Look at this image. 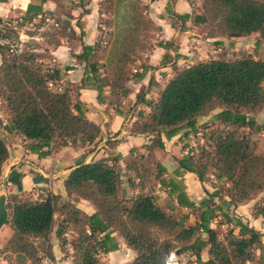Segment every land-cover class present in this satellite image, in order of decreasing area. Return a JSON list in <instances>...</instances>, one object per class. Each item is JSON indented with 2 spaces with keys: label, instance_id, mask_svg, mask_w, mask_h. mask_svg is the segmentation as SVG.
I'll use <instances>...</instances> for the list:
<instances>
[{
  "label": "trees",
  "instance_id": "obj_1",
  "mask_svg": "<svg viewBox=\"0 0 264 264\" xmlns=\"http://www.w3.org/2000/svg\"><path fill=\"white\" fill-rule=\"evenodd\" d=\"M46 1L57 5V0L28 3L20 22L42 20V5ZM174 1L169 0L165 6L171 24H177L180 31L188 21L196 28L205 27L204 37L214 39L211 44L215 48L221 45V39L251 35L264 43V0H197L198 10L182 15L168 11ZM187 1L191 6V0ZM105 2L114 15L119 1ZM76 7L86 12L83 0ZM70 20L67 17L59 31L65 40L76 37ZM15 28L3 26V38L8 39L6 33L14 36ZM153 29L158 30L148 19L135 13L130 25L122 30L126 37L132 38L121 40L107 51L106 62L112 66L107 84L108 104L119 106L128 93L127 81L133 76L141 78L149 68L141 64L140 75L126 71L133 58L130 56L133 45L143 50L139 37L146 38V32ZM157 46L166 49L169 42ZM97 49V43L81 44L80 52L73 55L85 68L90 67L92 76L81 79L79 87L93 80L96 74L91 60L96 58ZM58 80L55 69H42L36 53L22 49L10 51L8 45L0 43V96L8 114L3 130L27 141L24 146L38 158L65 146H94L101 139L99 126L84 117V108L77 100H70L67 90L47 86ZM95 91L96 102L100 104L103 102L100 86ZM136 104L144 105L148 111L135 113L129 134L151 137L149 144L141 147L143 152L130 149L122 161L123 168L117 158L111 162L98 158L77 163L61 183L62 194L41 190V195L34 199L8 195L2 216L11 234L2 245V252L14 255L16 264L28 261L38 264L39 253L52 263L49 236L56 216L53 233L58 239L68 228L80 227L71 243L73 264H98L97 252L107 254L117 250L112 234L133 252L134 257L127 264H164L165 255L171 250H177L179 255L189 254L194 259L192 264H264V152H255L249 136V132L264 133V123L256 124L249 116L264 105V59L242 53L233 59L215 57L186 67L173 66L155 99H145L140 91L135 95L133 105ZM214 110L216 113L209 119L214 127L201 134L202 143L173 159L177 169L193 174L198 183H210L212 191H205L206 197L195 203L187 199L172 179H165L164 167L153 160V151L162 148V139L169 141L181 132L177 140L200 134L197 118ZM7 158V145L0 138V169ZM149 179L167 190V196L178 209L189 213L177 217L159 207L152 189L146 190ZM123 182L136 193L124 197ZM215 198L220 203L216 204ZM79 200L86 201L93 213L86 215L79 210L76 207ZM251 200H254L251 216L261 218L262 233L230 213L231 207ZM188 214L193 222L185 224ZM216 218L222 221L213 229L210 223ZM223 225L228 229L218 238L217 230ZM3 260L9 262L10 257L5 255Z\"/></svg>",
  "mask_w": 264,
  "mask_h": 264
},
{
  "label": "crops",
  "instance_id": "obj_2",
  "mask_svg": "<svg viewBox=\"0 0 264 264\" xmlns=\"http://www.w3.org/2000/svg\"><path fill=\"white\" fill-rule=\"evenodd\" d=\"M28 3L30 2L27 1L21 7H18L22 13ZM167 3H169V0H163V2L160 0L153 4V9L152 12L149 13V18L157 26V31L160 33V37L158 38V41H156L157 45L158 43L164 44L165 42H169V47L163 49L160 46L155 45L147 52L143 63L149 68L143 72L141 78L133 76L127 81L125 88L128 90V93L125 98L120 100L119 106L108 104V86L101 87L93 80H89L84 83V86L79 87L81 79L86 76L92 77L90 75V67L85 68L83 62L76 60L75 57L72 56L80 52V46L79 52L74 51L72 52V55L68 53L69 48L67 47L66 42L57 45L51 50V60L55 64L56 73L59 75L58 83L67 82L71 86L78 85L79 88H77L76 91L77 97L74 101L77 100L84 108V117L88 121L99 126L101 139L94 146H84L82 148L65 146L55 152H51L45 157L38 158L36 154L29 152L24 146L27 141L16 136L19 143L7 147L8 158L0 169V248L11 234L8 225L3 223L6 219L2 216L3 204L8 195L23 197L30 195L32 199H34L41 193V190H47L52 194H62L61 183L66 174L77 163H87L98 158H107L111 162L117 158L118 164L123 168L122 161L126 158L130 149L134 148L143 152L141 147L149 144L151 137L129 134L130 125L135 120V113L141 111L146 114L148 111V109L142 104L133 105L135 95L142 91L145 99H155L158 90L163 86L171 74V65L175 67L188 66V64L182 66H180V64L187 61L185 57L190 56V51L193 50L192 48L198 49L199 47H203L207 52L209 48H214L211 44L214 39L206 38L200 41L198 35L193 32L196 27L192 26L190 21L185 24V29L182 31H180L177 24H171V20L165 12V6ZM0 4L5 6V3ZM7 10L9 11V9ZM168 11L176 15L190 14L191 6L187 0H175L170 4ZM96 15L97 10L91 8L89 14L86 15L84 19L86 21L90 19L92 20ZM93 35L94 30L90 28L89 25H86L85 29H82L80 37L81 44L90 45L92 43ZM211 52L214 54L216 51L213 50ZM165 61L167 62L165 63ZM131 72L140 75V66L133 68ZM98 86H100L101 89H106V91L103 92V102L100 104L96 102L97 93L95 89ZM105 95L106 97H104ZM178 136L179 135L174 136L169 141L162 139V148H165L166 150L176 148L174 143H176ZM153 155L156 159V149L153 151ZM168 155L169 157L174 156L172 153H169ZM173 158L179 157L174 156ZM159 163L163 166L161 162ZM172 164L174 169H177L174 161ZM177 170L178 173L175 177L177 179H185L189 178V176L194 177L193 174L181 170L179 172V169ZM171 177L172 176H170V178ZM3 180L4 184L2 185ZM123 187L124 183L121 184V192L125 193ZM127 191L129 194L136 193V191ZM182 191L185 193L188 200L196 202L184 189ZM171 201V204L176 207L173 199ZM253 203L254 200H251L246 204L238 205L234 208L231 207L230 213H233L241 222L247 223L248 227L262 233L263 226L261 218H254L251 216ZM76 207L86 215L93 213V208L86 201L79 200L76 203ZM118 242H120V245L118 246L119 249L107 253L113 254L112 258L114 260L111 264H127L132 260L134 254L124 246L120 238H118ZM262 242L264 243V238H262ZM120 246L124 248L122 251L123 254H118ZM205 259L206 257L202 260Z\"/></svg>",
  "mask_w": 264,
  "mask_h": 264
},
{
  "label": "rangeland",
  "instance_id": "obj_3",
  "mask_svg": "<svg viewBox=\"0 0 264 264\" xmlns=\"http://www.w3.org/2000/svg\"><path fill=\"white\" fill-rule=\"evenodd\" d=\"M27 1L33 4L38 3V0H7L5 2V6L0 4V21H2V23L0 24V39H4L3 35L5 33L3 32V26H16V28L14 29L16 37L15 35L13 36L12 34L6 33L8 37L7 41L9 45H11V48L17 50L22 49L36 53L38 55V62L41 64L42 69L51 70L55 69V64L52 62L50 55L51 50H53L57 46L55 44L58 42V45H60L61 43L64 44L66 42L67 47L69 48L68 53L70 55H72V52L74 51L79 52V46L81 45L79 33H82V29H85V26L89 25L90 28L94 30V35L91 44H98L96 58L91 60L96 67V74L92 79L95 83H98L101 87H104L107 86V84L109 83L112 70V66L107 64L106 62L107 51H109V49H112V47L115 46L121 40L129 41L132 38L126 37L124 31L122 30H124L127 25H130L131 17H133L135 13H138L142 17L148 19L155 27H157L150 20L149 13L152 12L153 4L157 3L160 0H118L120 4L116 6L114 15L107 8L109 6L107 2H105V0H83V3L85 5L84 9H86V12L85 10L76 7L78 5L79 0H57V5H55L51 1H46L42 5V9L44 11L42 20L36 18L31 23L20 22L19 17H21L23 13L18 7H21ZM161 1L163 2V0ZM191 3V10L193 12L198 10L199 2L197 0H191ZM91 8L97 10V15L94 16L92 20L90 19L86 21L84 17L89 14ZM7 9H9V11ZM67 17H71L70 25L76 33V37L70 40H65L64 38H61L59 36V31ZM76 24L77 27L75 26ZM158 32L159 31H154L153 29L151 31L146 32V38L139 37V40L142 41L144 49L142 50L133 45L134 52L130 54V56H132L133 58L126 66L127 72H131L133 68L139 67L141 64H143V60L145 61V55L147 54V52L157 44L156 41H158V38L160 37V33ZM193 32L198 35L200 41L206 39L203 34L205 32V27L195 28ZM192 49L193 50L190 51V56L185 57L187 61L185 63L180 64V66L184 64L189 65L199 60H207L215 57L233 59L242 53L249 55L253 59H264V43L257 40L254 35L236 40L224 38L218 48H209L208 52L205 51L203 47H199L198 49ZM213 50L216 51L214 54H212L211 52ZM166 62L167 61H165V63ZM171 67H173V65H171ZM50 88L56 90L58 89L59 91L67 90L70 100L74 101V99L77 97V88L79 87L78 85L71 86L67 82L58 83L57 81L56 83H53ZM101 90L102 93L106 91L105 88ZM104 97H106V95ZM216 111L217 110H214L212 112H209L205 116L197 118L196 127L200 134L196 136L189 134L186 139L183 138L180 140H176V143H174V145H176V148L173 147L174 149H156V159L161 162L164 167L162 175H164L165 179H172L181 190L184 189L188 193V195L192 197L194 201H196L195 203H197L200 199L206 197L205 191H207L208 193L212 191V188L209 186L210 183L205 182L203 184H200L197 182L195 177L191 176L185 179L175 178L176 174L178 173V170L176 168L174 169V166L172 164V162L174 161L173 157H180L187 149L193 148L195 147V145H199L202 143V141H200L201 134L208 131V129H212V127H214V124L210 123L209 119L214 113H216ZM249 116L254 120L256 124L264 123V105L259 111L251 113L249 114ZM7 120L8 114L4 107L3 99L0 96V138L6 143L7 147H11L12 144L19 143V140L15 137V135L7 134L3 130V125L7 122ZM181 133H179V136L181 135ZM249 136L251 141L254 143L255 152L263 153L264 133L249 132ZM169 153H172L174 156L169 157ZM156 159L153 158V160ZM170 176L172 177L170 178ZM122 179H126L125 175H122ZM152 183L153 182L150 180V185L146 187V190L152 189L153 194L157 197V205L159 207H161L168 213L172 212V214L176 215L177 217L189 213V210L178 209L177 207H174L171 204L172 198H169L166 194L167 190L158 187L157 185H154V183ZM125 185L126 183H124L123 187L125 191L124 197H129L130 194L127 191L129 189H127L128 187L127 185ZM29 198L32 197L29 195ZM214 202L216 204L220 203V201L216 198L214 199ZM57 221L58 220L56 219V216H54L53 228L49 236V243L51 245V251L53 254V262H49L48 259H46L41 253H39L38 256L41 257V260L38 264H73V256L75 255L71 249V243L76 238V235L80 232V227L75 226L72 228H68L64 232L61 239H58L54 236L53 233L54 229L56 228ZM219 221L222 220L220 218H216L215 220L211 221L210 227L214 229L216 227L217 222ZM184 222L185 224L192 223V216L188 214L187 219ZM226 229L228 228L223 225L219 228V230H217L218 238H221L223 232L226 231ZM112 237L117 244L118 250V246L120 245V242H118V237L113 234ZM160 237L161 236L159 235V238ZM61 242L63 243L60 245ZM123 250L124 248L120 246L118 254H123ZM255 254L257 255V252ZM5 255L10 257L9 262H5L3 260V257ZM112 255L113 254L111 253L103 254L102 252H97L96 259L98 264L113 263L114 259L112 258ZM179 258L182 264H192L194 261L193 257H191L189 254H182ZM202 259H204V257H202ZM28 263L30 262L28 261L27 264ZM0 264H16L14 261V255H7L6 253H3L0 248ZM30 264L33 263L31 262Z\"/></svg>",
  "mask_w": 264,
  "mask_h": 264
},
{
  "label": "built area",
  "instance_id": "obj_4",
  "mask_svg": "<svg viewBox=\"0 0 264 264\" xmlns=\"http://www.w3.org/2000/svg\"><path fill=\"white\" fill-rule=\"evenodd\" d=\"M0 43L1 44H5L8 45V47L10 48V51H12L13 49L11 48V45H9L8 41L5 39H0ZM48 87L51 86L50 83H48L47 85ZM164 264H182L181 260L179 258V255L175 254V250H171L169 251L164 258Z\"/></svg>",
  "mask_w": 264,
  "mask_h": 264
},
{
  "label": "water",
  "instance_id": "obj_5",
  "mask_svg": "<svg viewBox=\"0 0 264 264\" xmlns=\"http://www.w3.org/2000/svg\"><path fill=\"white\" fill-rule=\"evenodd\" d=\"M2 182H3L2 183V185H3L4 184V180ZM175 254L178 255V251L177 250H175Z\"/></svg>",
  "mask_w": 264,
  "mask_h": 264
}]
</instances>
